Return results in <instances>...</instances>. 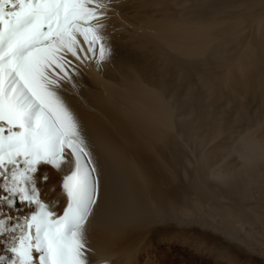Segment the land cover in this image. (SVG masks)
<instances>
[{
	"label": "bare ground",
	"instance_id": "1",
	"mask_svg": "<svg viewBox=\"0 0 264 264\" xmlns=\"http://www.w3.org/2000/svg\"><path fill=\"white\" fill-rule=\"evenodd\" d=\"M107 16L110 58L77 62L59 90L100 177L92 264L264 249V0H111ZM41 167L62 214L61 175ZM16 199L10 223L30 212Z\"/></svg>",
	"mask_w": 264,
	"mask_h": 264
},
{
	"label": "snow or ice",
	"instance_id": "2",
	"mask_svg": "<svg viewBox=\"0 0 264 264\" xmlns=\"http://www.w3.org/2000/svg\"><path fill=\"white\" fill-rule=\"evenodd\" d=\"M111 0H0V264H92L87 225L100 177L79 120L60 94L77 62L102 64ZM41 166L60 173L62 214L41 199ZM40 173L38 176L37 173Z\"/></svg>",
	"mask_w": 264,
	"mask_h": 264
},
{
	"label": "rangeland",
	"instance_id": "3",
	"mask_svg": "<svg viewBox=\"0 0 264 264\" xmlns=\"http://www.w3.org/2000/svg\"><path fill=\"white\" fill-rule=\"evenodd\" d=\"M237 247L233 246L231 248H217V249H213L212 251L211 249L206 250L204 255H202V257H200V255L195 250L175 249V250H171L170 252L169 251H166V252L168 254H171V256L173 257L178 256V253H180V255L177 258L176 257L175 258L177 260L179 259L184 260L185 258V260H190L191 264H240V263L241 264H245V263L246 264H264V256H263L264 249H259L257 246L238 247V248ZM255 248L258 251H256ZM176 251L178 253H176ZM163 254H165V250ZM173 257L172 259L174 260L175 258ZM223 261L224 263H222Z\"/></svg>",
	"mask_w": 264,
	"mask_h": 264
}]
</instances>
